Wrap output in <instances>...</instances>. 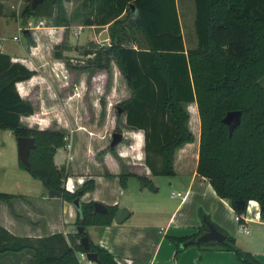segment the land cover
I'll use <instances>...</instances> for the list:
<instances>
[{
  "label": "trees",
  "instance_id": "obj_1",
  "mask_svg": "<svg viewBox=\"0 0 264 264\" xmlns=\"http://www.w3.org/2000/svg\"><path fill=\"white\" fill-rule=\"evenodd\" d=\"M21 24L28 17L44 18L53 26H67L76 16L83 25H105L106 44L93 51L79 70L108 69L112 61L125 81L129 96L117 103L116 113L122 115L129 130H140L143 138V164L150 175H173L172 160L175 149L191 142L187 104H194L198 117V147L195 173L207 180L215 194L228 202L235 214H242L249 200L259 207L264 217V0H192L195 45L185 48L175 0H83L80 13L67 17L63 0H41L34 8L31 0H21ZM2 5L0 3V15ZM22 36L31 41L29 32ZM138 34V39L135 37ZM133 40L135 45L125 41ZM53 46L52 56L64 59ZM33 74L19 62L11 61L0 52V130H8L14 138L31 137L34 147L29 150L25 167L17 166L38 179L45 189L60 193L67 202L78 200L74 225L83 228L90 250L99 264H118L105 248L93 244L87 236L88 226L103 227L112 221L116 205H105L102 213L93 210L92 200L82 202L79 197L93 189L87 178L68 191L63 187L65 166H56L53 155L66 145L62 130L27 127L21 116L33 113V107L21 98L15 83ZM193 110V109H192ZM191 110V111H192ZM229 110H239V124L230 136L221 118ZM107 150L119 162L114 147ZM117 181L125 187L128 177L135 178L141 187L150 180L124 170L120 164ZM17 195L0 192V201L10 205ZM244 202L237 209L234 202ZM241 221V220H240ZM211 224L224 236L219 244H201V250L232 251L240 264H262L248 251L237 248L227 236L203 216L198 230L186 237H167L178 247L185 239H195ZM80 234L72 231L63 235L53 233L36 239L9 234L0 227V253L24 251L29 254L27 264H80L77 253L83 252Z\"/></svg>",
  "mask_w": 264,
  "mask_h": 264
},
{
  "label": "crops",
  "instance_id": "obj_2",
  "mask_svg": "<svg viewBox=\"0 0 264 264\" xmlns=\"http://www.w3.org/2000/svg\"><path fill=\"white\" fill-rule=\"evenodd\" d=\"M82 2L83 0H63L62 4L67 17L79 14L80 9L83 8ZM0 3L2 5V14L0 15L2 21L0 22L12 20L15 23L16 31L21 32V29H28L23 27L19 17L22 9L20 7L21 0H0ZM65 3H67V10ZM39 19L44 23L47 20ZM103 29H106V24L103 26L83 25L81 19L76 16L70 18L67 26L51 24L36 26L31 33L34 36H32V42L26 45L27 48H25V38H19L15 34L11 36L13 42L0 40V52L8 54L11 61L19 62L33 71L30 78L15 83L18 95L30 102L33 107V113L29 116H21L20 121L22 118H27L28 122L38 124L43 129L47 128L49 116L36 118L40 120L36 121L34 115H73L75 113L78 100L77 88L84 85L82 84L84 83L83 75L80 76L78 86H76L72 72L65 67L62 59L52 56L53 46L64 39L68 30L74 35L85 34L86 40H93L95 37H99ZM14 36H17L18 40H14ZM49 53H51V57L47 58L46 55L48 56ZM89 76L92 80L93 78H102V74ZM96 107L97 104L93 101L92 110L95 111ZM55 120L57 124L61 123L59 118ZM110 122L112 123L108 116L107 119L105 118L103 126H109ZM90 131V140H84L85 147H89L86 149V153L77 154L74 151L71 154L66 152L69 148V145L66 144L64 147L56 149L53 162L56 166L62 164L56 160L60 150H64V154L69 160H72L74 156L78 161H81L78 167L76 165L70 167L72 169L70 174L64 164L67 175L63 179V187L68 191H73L87 178L93 179V189L84 192L79 197L80 201L92 200L103 205H116L117 208L125 207L127 210L128 216L121 223H115L112 220L110 224L103 227L91 226L90 233L85 230L90 241L105 248L113 255L118 264H240L232 251L213 248L201 250L193 244L197 237L207 231L208 225H211L208 223L205 230L200 232L195 239H185L179 243L180 252L173 258L176 246L167 237H186L195 233L202 224L203 216H206L209 222L227 236L233 238L237 248L248 251L255 259L264 264V217L259 215L258 204L254 200L247 202L245 211L241 214L243 217L241 223H243L246 232L240 231L239 225L234 220L235 212L228 202L219 198L207 180L195 173L198 131H196L195 144L192 134L191 142L182 144L174 151L173 175L170 176L187 174V180L178 179L183 188L177 191L170 190L168 195H164L158 193L156 185L151 184L150 189L147 186L139 185L136 195L126 198L131 200L130 206L122 204L129 200L122 201L123 190L126 189L127 184L125 183L124 188L118 184L119 162L107 149H103L104 145L100 144L97 149L92 148L96 138L91 136L92 133L95 136L100 134L96 129ZM129 134L130 139L126 148L118 147L114 150L121 160L132 158L129 152H133L134 158L131 160L137 161V164L142 166H139L142 173L130 172L144 175L149 179L148 168L143 163H139L141 157L138 151L143 144L142 132L129 130ZM96 142L100 143V141ZM191 148L192 151H190ZM94 151H98V159H95ZM89 157L94 161V167L91 169L86 168L88 165L85 167L82 164ZM173 182L178 185L177 181ZM99 186L103 191L97 192ZM109 187L116 192L115 196H111ZM46 193L47 191L43 187L37 192L8 193L18 197L12 198L10 205L0 201V227L13 236L30 239L59 232L65 235L74 231V205L60 197H47ZM196 242L201 244L220 243L212 240ZM183 243L186 244L182 246ZM19 254L27 256L28 262L29 254L21 251L15 254L0 253V264H9V257Z\"/></svg>",
  "mask_w": 264,
  "mask_h": 264
},
{
  "label": "rangeland",
  "instance_id": "obj_3",
  "mask_svg": "<svg viewBox=\"0 0 264 264\" xmlns=\"http://www.w3.org/2000/svg\"><path fill=\"white\" fill-rule=\"evenodd\" d=\"M66 1V0H65ZM176 10L178 13L179 24L181 28V34L183 37V45L185 48H190L195 45V36L193 30V1L192 0H175ZM22 7V4H20ZM65 8L67 10V3H65ZM7 12L5 13V15ZM8 17V16H7ZM6 19V17H5ZM28 21V23H26ZM23 22V27H26L25 31L29 32L31 41L24 40L25 48L26 45L31 44L32 42V31L35 29L36 24L39 18L28 17V19ZM0 21L2 19L0 18ZM44 25L51 24L49 20H46ZM106 31V29H103ZM97 32V31H96ZM15 34L19 38H23L20 31H16L15 23L12 20H7L6 22H0V40L4 42H11V36ZM34 37V36H33ZM135 37L138 39V34L135 33ZM108 37L104 40H100L98 37L93 40H86L85 34L74 35L71 31L65 33L64 39L59 42L62 46V50L58 48L61 55L64 57L62 62L64 64L67 60L70 65H81L85 62V59L90 56V54H83L85 50L93 51L95 48L106 44ZM13 42V41H12ZM16 42V41H15ZM17 43V42H16ZM128 45H135V41L129 40L125 41ZM57 45V44H55ZM51 57V53L47 56ZM70 65H65V67L72 72L76 86H78L79 78L83 75L84 84L82 87H78L77 95V106L75 108V113L72 115L68 114H52V115H34L36 118H41L42 116H49L48 124L46 125L49 129L62 130L66 135V144L69 145L68 151L71 154L75 151L77 154L86 153L84 140H90V130H98L100 135L92 133V137L95 138V142L92 144L93 149H97L100 144L104 145L103 149H107L111 134L113 132L121 133V140L117 143L114 148L125 147L129 142V130L126 129L123 125L122 115L116 113V104L126 99L129 96V90L126 88L125 81L122 76L119 74L117 67L113 62H110L108 69H92V70H79L71 67ZM102 74V78H90L89 75ZM260 83L264 86V77L260 80ZM94 101L97 104L95 111L92 110V102ZM193 109V110H192ZM192 110V111H191ZM188 111V127L194 135V144L197 137L196 131H198V117L196 113V108L194 104H187ZM107 116V117H106ZM112 121L109 126H103L105 118ZM60 119L61 123L57 124L55 119ZM197 120V121H196ZM22 123L28 127L41 129L42 126L38 124H32L28 122L27 118L21 119ZM32 121V120H30ZM36 121H40L36 119ZM62 125H65L64 127ZM92 125V126H91ZM89 127L91 128L89 130ZM65 129V130H64ZM90 131V132H89ZM83 134H82V133ZM96 141H100L97 143ZM143 145V144H142ZM99 150V149H98ZM193 149L191 148L190 151ZM60 154L57 155V162L66 165L67 172L70 174L72 169L70 167H78L81 164V161H78L76 158H66L64 150L59 151ZM95 159L97 158L98 151H94ZM116 153V152H115ZM140 155V162L143 163V151L142 148L138 151ZM118 156V154H116ZM132 158H125L124 160L119 159L120 164L124 170L135 171L137 173H142L140 165L137 164V161L133 159V152H129ZM16 145L15 138L8 130H0V192L6 193H24V192H37L43 186L40 184L39 180L32 178L25 170L18 168L16 163ZM89 160V161H88ZM85 160L82 164L88 169L94 167V161L91 157ZM82 166V167H84ZM142 167V166H140ZM179 169V168H177ZM180 173V172H178ZM175 176L167 175H149L150 184L157 186V191L159 194L168 195L170 190L177 191L181 188V183L178 181L181 178L182 181L188 179L187 174ZM173 181H177L178 185H175ZM126 189L123 190L122 201L128 202L122 203L125 206L131 205V200L126 199L136 195L139 187L138 181L133 177H128L126 180ZM109 193L111 196H115V191L109 187ZM183 190V189H182ZM103 191L99 186L97 192ZM125 208V207H124ZM91 226L86 227V231L90 233ZM80 264H84V261H80ZM9 264H27V256L23 254L13 255L9 257ZM94 264V263H90Z\"/></svg>",
  "mask_w": 264,
  "mask_h": 264
},
{
  "label": "water",
  "instance_id": "obj_4",
  "mask_svg": "<svg viewBox=\"0 0 264 264\" xmlns=\"http://www.w3.org/2000/svg\"><path fill=\"white\" fill-rule=\"evenodd\" d=\"M41 0H31L30 7L34 8L36 4L40 3ZM108 35L105 30H102L99 39L104 40ZM240 111L239 110H229L224 116L221 118V122L225 124L227 128V134L230 136L234 127L239 124ZM121 140V133L113 132L110 137V141L108 147H114ZM16 145V157L19 162H21L25 167L29 166L27 156L30 149L34 147L33 141L31 137H16L15 138ZM151 184L147 185V188H151ZM47 197H60V193L54 190H47ZM72 205L74 207L78 206V200L75 198L72 200ZM234 206L237 209H242L244 207V202L241 200H237L234 202ZM93 210L98 213H102L106 211L105 205L100 202H93ZM128 216V212L124 207L117 208L113 215L112 220L115 223H121ZM83 228L81 226H75V232L80 234L79 243L83 249L85 259L94 264H99L96 258V254L90 250L89 243L87 237L85 235H81ZM207 240H212L215 242H222L224 240V236L220 234L217 230H215L211 225H208V229L205 233L197 237L196 241L205 242ZM183 243L182 246H184Z\"/></svg>",
  "mask_w": 264,
  "mask_h": 264
},
{
  "label": "built area",
  "instance_id": "obj_5",
  "mask_svg": "<svg viewBox=\"0 0 264 264\" xmlns=\"http://www.w3.org/2000/svg\"><path fill=\"white\" fill-rule=\"evenodd\" d=\"M43 24V21L39 20L36 24V26H40ZM14 40H18V37L17 36H14L13 37ZM234 220L235 222L239 225L238 228L240 229V231H243V232H246V229L244 228V226L242 225L243 223H241L243 221V217L241 214H235L234 216ZM241 220V221H240ZM77 259L78 261H84L85 263L84 264H90L91 262L87 261L85 259V256H84V252H79L77 253Z\"/></svg>",
  "mask_w": 264,
  "mask_h": 264
}]
</instances>
